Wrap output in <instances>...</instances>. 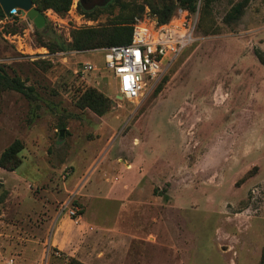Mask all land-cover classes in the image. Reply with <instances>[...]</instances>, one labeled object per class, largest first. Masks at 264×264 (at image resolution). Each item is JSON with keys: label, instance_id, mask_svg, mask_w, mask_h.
<instances>
[{"label": "rangeland", "instance_id": "374dc122", "mask_svg": "<svg viewBox=\"0 0 264 264\" xmlns=\"http://www.w3.org/2000/svg\"><path fill=\"white\" fill-rule=\"evenodd\" d=\"M150 3L0 21V70L26 89L0 88V155L23 146L16 175L0 168V264H264V0H200L194 43L120 102L106 47L73 32L158 22Z\"/></svg>", "mask_w": 264, "mask_h": 264}, {"label": "built area", "instance_id": "2783aa9c", "mask_svg": "<svg viewBox=\"0 0 264 264\" xmlns=\"http://www.w3.org/2000/svg\"><path fill=\"white\" fill-rule=\"evenodd\" d=\"M15 9L10 16H19ZM197 20L186 10L165 24L138 22L133 26L131 42L125 46L103 49L105 68L118 83L117 97L120 102L141 103L145 95L165 70L167 62L175 59L195 41ZM95 70L84 63L82 73ZM68 214L77 222L82 216L79 208L69 205ZM47 261L43 264H48ZM14 264V260L6 261Z\"/></svg>", "mask_w": 264, "mask_h": 264}, {"label": "trees", "instance_id": "16d2710c", "mask_svg": "<svg viewBox=\"0 0 264 264\" xmlns=\"http://www.w3.org/2000/svg\"><path fill=\"white\" fill-rule=\"evenodd\" d=\"M152 1H157L153 3ZM200 0H151L150 8L153 14L158 18L159 24H165L170 21L176 9L181 8L195 13ZM34 5L43 14L44 11L52 9L57 14H66L72 6V0H34ZM80 8L84 11L89 10L90 2L84 4L80 1ZM205 6L209 5V0H205ZM245 6L239 5L237 11L240 13ZM9 18L5 15L0 7V21ZM11 18V16H10ZM132 23L134 19L130 20ZM136 22V21H135ZM128 22L122 23L124 26L118 28H102V29H86L75 30L73 32V48L78 51H88L98 49L100 47H115L125 46L130 44L132 38L133 27H130ZM134 24V23H133ZM255 55L259 63L264 67V52L256 51ZM0 88L12 89L20 93H26V89L19 80L9 78L0 70ZM162 88H160L161 91ZM93 95V102L100 108V113L108 110L109 101L102 95L94 91H90ZM90 98V96H89ZM23 150L22 143L19 140L13 142L0 155V168L14 172L22 165V160L19 157ZM76 205V204H74ZM69 264H83L75 259H71Z\"/></svg>", "mask_w": 264, "mask_h": 264}, {"label": "water", "instance_id": "95a60500", "mask_svg": "<svg viewBox=\"0 0 264 264\" xmlns=\"http://www.w3.org/2000/svg\"><path fill=\"white\" fill-rule=\"evenodd\" d=\"M80 1L86 4L91 0ZM0 7L7 17H10L15 9L25 12L37 29H43L46 25V18L34 5V0H0Z\"/></svg>", "mask_w": 264, "mask_h": 264}, {"label": "crops", "instance_id": "0c3cea01", "mask_svg": "<svg viewBox=\"0 0 264 264\" xmlns=\"http://www.w3.org/2000/svg\"><path fill=\"white\" fill-rule=\"evenodd\" d=\"M10 176V174L16 175L17 171L14 172H7ZM11 179V178H10ZM19 179V178H18ZM13 181H15L16 183H20L17 179H12ZM86 219V218H85ZM59 221H63V219L59 220ZM62 223V222H61Z\"/></svg>", "mask_w": 264, "mask_h": 264}]
</instances>
